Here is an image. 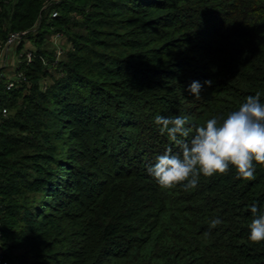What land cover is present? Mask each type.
<instances>
[{
	"label": "trees",
	"instance_id": "1",
	"mask_svg": "<svg viewBox=\"0 0 264 264\" xmlns=\"http://www.w3.org/2000/svg\"><path fill=\"white\" fill-rule=\"evenodd\" d=\"M34 26L33 57L19 64L26 81L10 91L0 82L9 263L264 264V241L248 240L250 207L264 210V167L252 180L232 167L201 175L189 189L161 188L147 171L179 151L156 116L195 127L257 92L264 103V0H0V46ZM55 32L70 47L52 65L44 44Z\"/></svg>",
	"mask_w": 264,
	"mask_h": 264
},
{
	"label": "clouds",
	"instance_id": "2",
	"mask_svg": "<svg viewBox=\"0 0 264 264\" xmlns=\"http://www.w3.org/2000/svg\"><path fill=\"white\" fill-rule=\"evenodd\" d=\"M212 81L204 85L211 87ZM202 85L192 82L188 92L199 96ZM261 93L249 95L226 118H209L201 126H187V116H156L161 134L178 145L179 151L165 150L148 167V173L164 189L183 185L186 189L198 186L201 175L205 178L227 174L230 167L235 169L237 179L255 178L256 165L264 167V103ZM252 219L248 225V240L252 243L264 241V210L253 204L250 207ZM222 221L214 218L210 227L215 228Z\"/></svg>",
	"mask_w": 264,
	"mask_h": 264
},
{
	"label": "built area",
	"instance_id": "3",
	"mask_svg": "<svg viewBox=\"0 0 264 264\" xmlns=\"http://www.w3.org/2000/svg\"><path fill=\"white\" fill-rule=\"evenodd\" d=\"M57 16V11L53 9L50 12V17L54 18ZM35 26L26 29V30H20V31H13L9 33L6 37V39L2 42L0 46V82L3 83V89L4 91H10L11 89L18 86L20 83H23L26 81V76L24 74L23 69L20 68L19 64L23 63V61L27 64L30 63L33 53L31 50L33 47H31V43L28 39V36L34 32ZM63 37V34L61 32H55L51 36V46L53 53V61L52 65L59 60V58L62 56L64 50L60 44V41ZM21 46V47H20ZM20 47V49H19ZM13 51H16L17 54H20L19 56L22 58L21 60H18V64L16 68L9 70V64H8V57L9 54ZM41 62L43 64H47V61L41 57ZM8 113L6 108L1 109V115L6 116ZM0 264H10L9 261L4 256V253L2 251V232L0 230Z\"/></svg>",
	"mask_w": 264,
	"mask_h": 264
},
{
	"label": "rangeland",
	"instance_id": "4",
	"mask_svg": "<svg viewBox=\"0 0 264 264\" xmlns=\"http://www.w3.org/2000/svg\"><path fill=\"white\" fill-rule=\"evenodd\" d=\"M62 34H63V37H62V39L60 41V44H61V46H62V48L64 50L63 53H65L68 50V48L70 47V44L68 42L66 34L65 33H62ZM49 42H50V37L48 36L46 41H45L44 47L46 48V50L50 51L52 49V46L50 45ZM19 55L20 54H17L16 51H13L12 53L9 54V57H8V64H9L8 68H9V70H12V69L16 68V66L18 64L17 63L18 60L22 59ZM50 70H52V69H50ZM52 74L54 76L56 75V73H54V72H52ZM53 75H52V77H46L45 81H46L47 84L52 81L51 79H53V77H54ZM98 140H99V131L91 128L90 131H89V134H88L89 143H98ZM98 147H100L99 144H98ZM2 251H3V249H2ZM4 252L5 251H3V253ZM6 252L7 253H11V255H18V254L22 253V250L21 249H12V250H9V252L8 251H6ZM10 264H18V263L17 262H13V259H11L10 260ZM25 264H30L29 259L26 260Z\"/></svg>",
	"mask_w": 264,
	"mask_h": 264
}]
</instances>
